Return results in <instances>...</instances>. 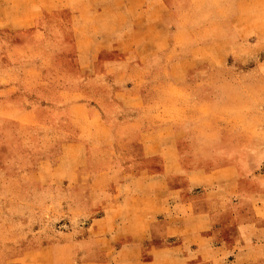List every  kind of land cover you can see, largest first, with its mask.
<instances>
[{"label":"crops","instance_id":"1","mask_svg":"<svg viewBox=\"0 0 264 264\" xmlns=\"http://www.w3.org/2000/svg\"><path fill=\"white\" fill-rule=\"evenodd\" d=\"M208 13L191 0H30L10 19L0 0L1 27L62 38L21 67L25 86L62 77L60 104H31L29 126L0 114L7 149L57 159L46 183L68 192L45 199L67 221L31 252L50 255L38 264H264V71L202 52L217 43L199 30Z\"/></svg>","mask_w":264,"mask_h":264},{"label":"rangeland","instance_id":"2","mask_svg":"<svg viewBox=\"0 0 264 264\" xmlns=\"http://www.w3.org/2000/svg\"><path fill=\"white\" fill-rule=\"evenodd\" d=\"M191 1L200 15H207L208 10V14L216 12L208 24L204 25L201 21L203 26L199 30L215 36L217 42L208 45L202 52L209 55L230 54L233 57L229 61L230 66L243 69L259 67L264 71V0ZM1 7L11 19L22 9L29 10L30 0H1ZM17 25L8 28L0 26V114L6 115V127L37 124L28 120L29 116L21 114L29 112L31 104L41 101H55L59 105L63 97V91H59L63 87L62 77H47L36 86H25L21 68L32 57L58 50L61 34L53 28L48 34ZM237 39L245 42H237ZM50 85L54 90H46ZM262 93L264 95V91ZM68 99L74 100L76 96H68ZM255 113L261 116L264 127V98L261 110L255 109ZM50 114L44 112L41 115L55 121L51 126L62 127V118ZM56 162L57 159L48 160L39 151L10 152L0 133V264H38L50 259L49 254L40 256L31 252L57 242L59 236L55 231L67 221L45 215V199L68 198L67 190L59 183L47 186L45 170ZM262 174L264 176V172ZM60 177L59 172L55 179Z\"/></svg>","mask_w":264,"mask_h":264}]
</instances>
